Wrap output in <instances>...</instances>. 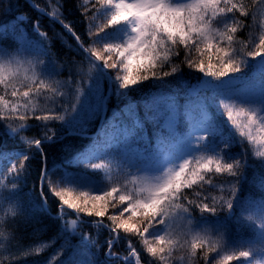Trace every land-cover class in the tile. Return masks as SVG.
<instances>
[{"label": "snow or ice", "instance_id": "snow-or-ice-1", "mask_svg": "<svg viewBox=\"0 0 264 264\" xmlns=\"http://www.w3.org/2000/svg\"><path fill=\"white\" fill-rule=\"evenodd\" d=\"M18 3L0 4V124L8 135L23 139L29 151L40 154L42 203L17 199L21 180L29 172L27 153L16 154L15 162L0 174V179L11 176L10 190L0 185V202H10L6 215L13 221L36 223L48 214L46 193L58 199L53 219L60 222V231L37 249L43 251L63 240L49 264L61 260L102 264L90 252L99 247L90 234L81 233L80 243H71L84 215L97 218L93 227L107 230L103 264H142L141 252L131 241L126 254L116 251L121 231L139 236L144 251L160 264L173 260L230 264L241 258V264H264V199L241 198V182L250 167L245 142L256 146L255 156L264 157V24L257 29L246 22L264 15V0H250V4L244 0H85L82 15L92 40L88 47L60 14L45 12L33 3V8L60 23L86 54L88 67L81 66L62 81L57 77L65 66L53 59L47 43L42 47L30 39L34 33L47 42L48 33L40 30L38 19L29 25L25 14H17ZM117 30H123V38L101 39L102 34ZM241 30L248 31L246 40L237 38ZM184 68L199 74L195 83L183 78ZM248 72L259 73L262 79L234 89ZM72 75L79 79H71ZM169 77L176 78L178 85ZM146 82L157 90L147 91ZM59 86L66 91L51 100L53 107L37 111L32 101L40 97L47 101L49 93L55 97ZM133 93L139 99H133ZM216 107H222L225 119L240 130L238 154H230L232 144L211 115ZM30 116L39 129L38 138L22 135L33 128L27 123ZM17 120L18 126L13 127ZM92 121L99 122L95 135L89 131ZM60 128L65 136H87L90 146L49 169L45 142L61 139ZM213 137H220V142ZM3 149L0 144V156H7ZM77 164L92 171L107 169V189L94 193L53 179L59 168ZM224 172L232 179L226 189H220L223 195H207L216 187L209 174ZM258 185L264 190V173ZM184 189H192L195 198L188 200ZM110 208L118 212L109 215ZM197 209L199 218L194 216ZM69 212L76 218L65 219ZM221 212L252 224L254 238L233 241L226 223L201 222V217ZM5 226L0 218V228ZM81 247L86 259L76 261ZM66 252L69 255L61 259Z\"/></svg>", "mask_w": 264, "mask_h": 264}, {"label": "trees", "instance_id": "trees-1", "mask_svg": "<svg viewBox=\"0 0 264 264\" xmlns=\"http://www.w3.org/2000/svg\"><path fill=\"white\" fill-rule=\"evenodd\" d=\"M31 2V3H30ZM19 0L17 14H25L27 23L30 25L33 18H36L40 21V30L48 33L49 40L45 42L43 38L36 36L34 33H30V39L35 43L40 44L42 47L47 43L50 51L52 53L53 59L65 67L60 70V76L57 77L58 80L69 79V73L75 74L81 66L87 68L86 54L83 53L77 45V42L73 37L63 28V26L50 19L46 15L39 12L36 8H33L31 5L37 4L39 8H43L45 12H56L60 14V18L66 24H70L73 30L77 35L80 36L81 41L84 44V47H88L92 44V40L89 39L88 35V24L86 23L85 17L82 15L85 6V0ZM245 3L250 4V0H244ZM5 3V0H0V4ZM13 5H16L17 0H12ZM90 8L91 6L88 5ZM95 14V13H94ZM247 23H254V26L259 29V26L264 24V15H258L255 22L249 20ZM97 23H102L97 21ZM249 33L246 30H241L237 33V38L247 39ZM117 36L123 38V30H117L114 33L102 34L101 39H115ZM7 43V42H6ZM181 57L178 59H182ZM258 59V58H257ZM247 71V70H245ZM255 69H253V72ZM253 72H248L247 78L244 80L238 81L232 87L234 89H240L245 87H250L253 84L258 83L262 77L257 73L253 76ZM198 73H192L184 68L183 78L189 82L195 83L196 76ZM71 79H79L78 76L72 75ZM172 84L178 85V81L174 77L168 78ZM144 88L147 91H156V87L151 84V82H146ZM66 91L62 86H59L55 97L51 93L48 94V100L45 101L44 97H40L37 100H33L32 104L36 107L37 111H42L45 108L53 107L51 100L59 99L60 92ZM210 94V93H209ZM133 99H139V94L133 93ZM5 99H9L8 96ZM18 103H23V101H18ZM31 107L29 108V113H31ZM23 111V109H21ZM2 115H6L2 113ZM211 115L215 123L221 129L224 136L228 137L232 147L230 149V154L235 155L241 151V136L240 130L232 125L228 120L225 119L226 111L222 107H216L211 110ZM29 124H33V128L22 133L26 138H38L39 129L36 127V124L32 120L31 116L27 121ZM19 121L12 123L13 127H17ZM57 128L60 127V122H56ZM99 127L98 121L90 122V134L95 135L97 128ZM64 129L60 128L59 135L61 139L55 141L53 144L45 142V152L48 156V166L49 169L55 168L56 165L61 164L64 161H67L72 156L76 155L78 152L86 151L90 146V141L87 136H78L63 135ZM187 131V129H185ZM214 142L219 143L220 137H213ZM0 144L3 145L4 151L7 153V156H0V174H2L11 163L15 162L14 156L16 154L27 153L31 156L30 161L26 162L29 172L21 180V186L19 189V195L17 199L21 201H26L29 198L33 203L40 204L42 203L39 195V174L41 170V157L40 154L35 151V149L29 151L28 145L20 137H12L4 131L3 125L0 124ZM245 147L248 148L249 164L250 167L247 172L245 181L241 182V198L242 200H254L258 201L264 199V190H261L258 185V179L261 173H264V157L255 156L256 146L251 142L246 141ZM199 156L200 153H195ZM103 162V161H98ZM107 169H101L92 171L87 169L84 165H73L69 166L67 169L63 167L59 168L53 177V179H60L63 183H66L73 187H78L84 190H92L94 193H99L107 189L109 186V181L106 178ZM65 173H68L67 175ZM212 179V183L216 185L210 192L206 193L209 196H221L223 193L220 191L221 188H227L229 181L232 179L226 172L219 174H209ZM11 176L7 178L0 179V185L7 186V189H11V185L8 183ZM209 176H205V180H208ZM46 187V186H45ZM205 188H211L210 185H205ZM184 192L188 193L187 199L193 200L195 197L192 194V189H184ZM48 196V214L42 215L39 222H26L23 219L15 220L6 215L10 206V202H0V218L5 222V227L0 228V264H49L52 261L53 255L57 252V249L60 248L63 243L62 239H57L56 243L44 248L43 251H37V249L42 244L51 242L53 237H56L59 229V221L54 220L53 217L57 215V207L59 201L57 198L51 195L50 192L46 193ZM113 212H118V209H109V215ZM127 216V214H125ZM194 216L197 218L200 217L199 210L197 209L194 213ZM76 215L69 212V215L65 219H74ZM97 218L92 216H82V224L78 221L76 232L78 233L75 237L71 238V243L73 245L80 243L79 234H90L93 239L99 241L98 248L90 249V252L93 254L95 259L103 262L106 260L105 251L106 246L104 244L105 240L108 238V233L106 229H97L92 226L93 222ZM107 223V218L104 220ZM201 222L208 225H215L218 223H226L228 225L227 236L229 239L235 241L237 239H252L254 238L255 228L252 224L247 221H237L235 217H226V213L221 212L219 216H205L201 217ZM122 239L119 244L116 246V251L124 255L127 252L128 241H131L133 246L141 252L142 264H160L156 258L147 254L144 251L143 241L134 234H128L121 231L120 233ZM213 240L216 239V234H212ZM84 251L81 247L74 256L76 261L86 259L81 253ZM69 255L68 252L65 253V259ZM240 260H234L230 264H241ZM53 264H64V261L61 260L53 261ZM108 264H115L114 261H109ZM170 264H182L179 260H173Z\"/></svg>", "mask_w": 264, "mask_h": 264}, {"label": "water", "instance_id": "water-1", "mask_svg": "<svg viewBox=\"0 0 264 264\" xmlns=\"http://www.w3.org/2000/svg\"><path fill=\"white\" fill-rule=\"evenodd\" d=\"M28 2H30V0H27ZM31 3V2H30ZM45 15V14H44ZM47 17H49L50 19H52V17H50V16H48V15H46ZM52 20H54V19H52ZM55 21V20H54Z\"/></svg>", "mask_w": 264, "mask_h": 264}, {"label": "rangeland", "instance_id": "rangeland-1", "mask_svg": "<svg viewBox=\"0 0 264 264\" xmlns=\"http://www.w3.org/2000/svg\"><path fill=\"white\" fill-rule=\"evenodd\" d=\"M197 135H203V133H197Z\"/></svg>", "mask_w": 264, "mask_h": 264}]
</instances>
